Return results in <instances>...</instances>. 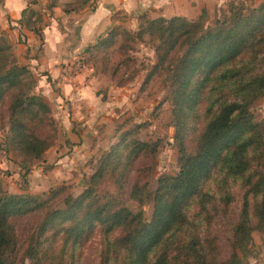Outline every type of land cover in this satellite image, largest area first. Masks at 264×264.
I'll return each mask as SVG.
<instances>
[{
  "label": "trees",
  "instance_id": "16d2710c",
  "mask_svg": "<svg viewBox=\"0 0 264 264\" xmlns=\"http://www.w3.org/2000/svg\"><path fill=\"white\" fill-rule=\"evenodd\" d=\"M69 2L66 12L87 0ZM228 10L207 29L178 14L140 13L154 40L150 72L165 71L169 78L177 170L159 174L155 187L148 188L150 166L135 163L153 156L155 146L138 137L133 125L97 157L75 194L63 185L41 194L0 188V264L17 258L29 264H80L95 234L98 251L89 264H242L250 232L264 227V122L254 121L249 109L264 90V0ZM27 13L25 23L32 16L39 21L34 11ZM32 28L41 40L39 28ZM117 34L118 27H112L86 50L112 45ZM119 64L110 66L112 75ZM34 83L27 65L0 36L1 143L24 171L42 159L56 132ZM107 184L121 200H112L103 188ZM127 200L135 202V210ZM146 202L151 203L148 218L142 212ZM23 219H28L24 234L17 230ZM210 231H230L225 257Z\"/></svg>",
  "mask_w": 264,
  "mask_h": 264
},
{
  "label": "rangeland",
  "instance_id": "374dc122",
  "mask_svg": "<svg viewBox=\"0 0 264 264\" xmlns=\"http://www.w3.org/2000/svg\"><path fill=\"white\" fill-rule=\"evenodd\" d=\"M261 1H207L197 5L195 11L177 14L190 20H199L198 25L202 29H207L215 24L216 18L221 19L227 15L229 6L235 8L243 4L244 7H252ZM174 14L154 17H168ZM146 15L151 17L147 13ZM141 23L142 17L139 14L136 16L134 25L128 26L126 21L124 25L118 26V34L112 45L82 54L85 57L83 58L84 63L87 62L85 69L82 68L84 73H87L84 76L94 79L93 89L96 99L99 100L96 119L90 117L85 122L84 109L80 106V112L75 116L71 110L72 101L67 98L63 102L59 100L57 108L52 110L49 97L42 96L46 110L54 118L56 132L53 142L44 150L42 159L35 161L27 171L18 166V159L11 151L4 150L0 130L1 189L14 193L41 194L50 188L63 185L64 191L75 194L82 188L97 157L124 128L133 125L138 126V137L155 146L153 156L142 157L135 163L150 166L145 177L148 188L155 187L159 174H171L177 170V150L173 142L175 129L170 101L167 97L169 78L165 71L150 72V65L155 59L154 40L149 38ZM75 60L80 63L78 69L73 70V60L68 65L67 73L72 74L80 69L82 59L76 57ZM117 63L120 64L112 75L110 66H116ZM249 109L254 121L264 122V90L251 101ZM73 131L77 134L74 135ZM129 182L130 178L127 183ZM103 188L110 191L112 200L122 199L123 195L119 194L112 185L107 184ZM125 204L133 210L136 208L133 200H127ZM142 212L144 218L149 217L150 202L142 205ZM27 223L28 219H23L18 223L19 233L26 232ZM210 234L217 236V241L225 253L223 257H225L229 248L230 231H210ZM250 235L251 240L247 244L242 264H264V227L252 229ZM97 251L98 237L95 234L86 244L80 264L95 261ZM12 264H29V260L17 258Z\"/></svg>",
  "mask_w": 264,
  "mask_h": 264
},
{
  "label": "crops",
  "instance_id": "0c3cea01",
  "mask_svg": "<svg viewBox=\"0 0 264 264\" xmlns=\"http://www.w3.org/2000/svg\"><path fill=\"white\" fill-rule=\"evenodd\" d=\"M67 1L70 0H57L49 6V0H0V36L12 45L15 58L27 65L35 79L34 90L49 97L52 110L59 100L67 98L72 101L75 116L80 112L79 106L84 109L87 122V118L96 119L99 103L94 79L84 76L87 62L84 63L82 54L87 52V46L112 27L126 21L128 26L134 25L142 12L151 17L185 13L195 11L202 2L214 0H87L81 7L66 12ZM28 10L34 11L39 21L32 16L30 23H25L30 16ZM32 27L39 28L41 40ZM76 57L82 59L80 69L72 74L64 71Z\"/></svg>",
  "mask_w": 264,
  "mask_h": 264
},
{
  "label": "built area",
  "instance_id": "2783aa9c",
  "mask_svg": "<svg viewBox=\"0 0 264 264\" xmlns=\"http://www.w3.org/2000/svg\"><path fill=\"white\" fill-rule=\"evenodd\" d=\"M73 70L77 69L79 67V61L78 60H74V63H73ZM67 69H64V71H66ZM67 72V71H66Z\"/></svg>",
  "mask_w": 264,
  "mask_h": 264
}]
</instances>
